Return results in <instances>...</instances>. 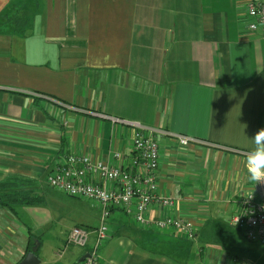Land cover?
I'll return each instance as SVG.
<instances>
[{
  "label": "crops",
  "instance_id": "0c3cea01",
  "mask_svg": "<svg viewBox=\"0 0 264 264\" xmlns=\"http://www.w3.org/2000/svg\"><path fill=\"white\" fill-rule=\"evenodd\" d=\"M249 2L0 0V182L41 200L1 208L0 264L29 252L39 264H82L87 250L69 234L98 228L102 210L47 180L74 154L119 166V152L129 165L134 129L113 118L216 146L157 139L158 192L177 201L151 205V218L191 219L195 240L145 232L114 210L99 264H240L217 224L256 189L245 158L264 128V33L247 28ZM16 15L29 19L25 33L6 23Z\"/></svg>",
  "mask_w": 264,
  "mask_h": 264
},
{
  "label": "built area",
  "instance_id": "2783aa9c",
  "mask_svg": "<svg viewBox=\"0 0 264 264\" xmlns=\"http://www.w3.org/2000/svg\"><path fill=\"white\" fill-rule=\"evenodd\" d=\"M247 28L250 32L264 33V0H250L247 7ZM39 96V94H35ZM133 127V160L119 152L113 159L121 165L113 166L94 160L88 155H69L63 158L49 174L48 185L72 198L90 201L102 210L101 225L95 229L77 226L69 234L68 243L87 250L82 264H99L100 250L110 238L109 218L114 210L127 212L138 227L146 231L172 230L181 233L189 241L197 236L196 225L191 219L168 214L164 218H151V205L172 209L177 199L159 195L158 173L161 164L158 137L175 138L183 148L198 145H213L202 139L187 135L172 134L166 130L144 128L135 123L114 119ZM124 166V167H123ZM239 212L233 215L230 225L242 231L251 243L264 245V184L243 195L239 201Z\"/></svg>",
  "mask_w": 264,
  "mask_h": 264
},
{
  "label": "trees",
  "instance_id": "16d2710c",
  "mask_svg": "<svg viewBox=\"0 0 264 264\" xmlns=\"http://www.w3.org/2000/svg\"><path fill=\"white\" fill-rule=\"evenodd\" d=\"M7 22L15 32L17 33H25L27 29H29L30 21L28 18L24 16L16 15L14 17H7ZM16 182H0V210L1 208H6L10 211H14L13 206L16 204H39L41 203V200L35 199L30 197V195L25 196L22 191L17 190L16 188ZM217 226H219L218 229H220V232H224L225 234L218 235V240L226 243L228 240H232L234 236L238 235L241 230L233 228L230 223L227 224H220L218 223ZM145 232L152 231H146L142 229ZM243 234V233H242ZM188 240V239H187ZM189 241V240H188Z\"/></svg>",
  "mask_w": 264,
  "mask_h": 264
},
{
  "label": "rangeland",
  "instance_id": "374dc122",
  "mask_svg": "<svg viewBox=\"0 0 264 264\" xmlns=\"http://www.w3.org/2000/svg\"><path fill=\"white\" fill-rule=\"evenodd\" d=\"M217 242L223 243L219 240ZM222 246H225L226 253L237 258L240 264H264V245L251 243L241 232Z\"/></svg>",
  "mask_w": 264,
  "mask_h": 264
},
{
  "label": "clouds",
  "instance_id": "9594fccd",
  "mask_svg": "<svg viewBox=\"0 0 264 264\" xmlns=\"http://www.w3.org/2000/svg\"><path fill=\"white\" fill-rule=\"evenodd\" d=\"M252 139L254 147L246 155L245 166L251 182L264 184V128L258 129Z\"/></svg>",
  "mask_w": 264,
  "mask_h": 264
},
{
  "label": "water",
  "instance_id": "95a60500",
  "mask_svg": "<svg viewBox=\"0 0 264 264\" xmlns=\"http://www.w3.org/2000/svg\"><path fill=\"white\" fill-rule=\"evenodd\" d=\"M87 258V255L83 257L80 261L83 263L85 259ZM39 260L37 259L34 252H29L28 255L24 258V260L21 262V264H39Z\"/></svg>",
  "mask_w": 264,
  "mask_h": 264
}]
</instances>
